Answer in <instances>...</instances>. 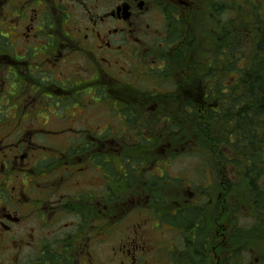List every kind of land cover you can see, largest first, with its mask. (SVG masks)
Here are the masks:
<instances>
[{
    "label": "flooded vegetation",
    "instance_id": "1",
    "mask_svg": "<svg viewBox=\"0 0 264 264\" xmlns=\"http://www.w3.org/2000/svg\"><path fill=\"white\" fill-rule=\"evenodd\" d=\"M206 3L201 60L192 13ZM222 18V0H0V264L191 257L167 209L169 139L209 103Z\"/></svg>",
    "mask_w": 264,
    "mask_h": 264
},
{
    "label": "trees",
    "instance_id": "2",
    "mask_svg": "<svg viewBox=\"0 0 264 264\" xmlns=\"http://www.w3.org/2000/svg\"><path fill=\"white\" fill-rule=\"evenodd\" d=\"M226 4L229 6L224 5L223 9L229 10L228 8L235 7L242 9L237 2L233 5L229 2ZM253 7L254 15L249 16L247 20L240 17L245 11L247 14L249 7L243 8L244 11L236 17L231 16V23L222 18L219 31L225 34L227 49L225 55L229 54V58L232 59H228L226 64L224 61L221 64L219 61H214L208 72L213 79V86L203 89L209 94V103L205 104L204 110L201 107L200 117L195 120L198 122L197 126L201 123L209 126V135L216 137L219 142L217 147L220 150L221 162L224 161L232 166L236 177L241 180L239 190L245 192L241 200L234 194L232 209L234 220L238 221L235 227L242 217L248 218L251 222L249 233L246 234V229L238 231V236H245L249 243L245 248L244 246L234 248L231 256L227 258L228 262L230 261L228 264H240L246 253H250V250L256 252L257 241L261 244L260 249L262 246L264 261V15L257 18L261 13L259 5L254 2ZM237 17L240 24L236 22ZM252 24H254L253 28L250 27ZM254 28L258 33L257 37L260 36L256 42L257 46L249 51V54L244 52L238 55L237 52L243 44L242 37L245 38L249 33L248 30ZM217 56L222 57L219 53ZM241 61L246 64L242 66ZM216 68L221 72L219 75L213 72ZM220 175L227 179L226 190L234 191V186L230 183L233 182L232 178L230 181L226 172L221 171ZM244 205L247 206L245 210ZM189 210H192L194 215L191 222H188ZM199 212L196 208H186L185 215L178 212L174 218L176 224L186 227V232L182 235L186 243V248L183 249L184 255L192 254L186 264H202L200 263L202 259L200 261L199 258L204 255L203 251L214 243L213 232L206 230L203 219H200L201 213L199 218ZM182 221L186 223L182 224ZM252 261L253 264H257L256 257ZM242 262L245 264L244 261Z\"/></svg>",
    "mask_w": 264,
    "mask_h": 264
},
{
    "label": "rangeland",
    "instance_id": "3",
    "mask_svg": "<svg viewBox=\"0 0 264 264\" xmlns=\"http://www.w3.org/2000/svg\"><path fill=\"white\" fill-rule=\"evenodd\" d=\"M229 2L230 4L239 5V7H235L234 9L228 8L223 9L224 5L229 6L226 4ZM257 4L260 8V15L257 18L262 17L264 15V0H222V9H223V18L231 23V16L236 17V15L240 12H243V8H247L246 11L241 13L240 18H245L247 20L249 16H253L254 7L252 6ZM252 8V9H251ZM192 15H195L193 19V26H194V34L196 40H194L193 52L196 58L203 60L205 56H202L204 53L205 48L210 47L214 48V36L216 33L214 32L215 24L205 20V12L204 10L208 11L211 10V6L207 7V3L205 6L196 5L193 9ZM238 10V11H237ZM250 12L252 13L250 15ZM235 21L233 20V23ZM236 22L240 24L238 17ZM252 24L250 27L253 28ZM255 27V26H254ZM248 35L242 37V47L238 50L237 54L241 55V53H248L255 46H257V40L260 38L257 37V31L253 29L248 30ZM214 35V36H213ZM222 61L227 63L229 58V54H223ZM246 64L241 61V65ZM228 66V64H227ZM169 67V66H168ZM226 69V65H225ZM225 71V70H224ZM200 72V71H199ZM217 75L221 72L219 68H216L215 71ZM225 73V72H224ZM167 78V77H166ZM228 81V79H227ZM226 81V82H227ZM176 109L179 106L175 107ZM183 126L185 127V135L183 137H171L169 139L170 142V151L171 153V162L170 166L168 167L169 172L167 173L169 177L175 179L173 185V191L171 194L173 195L172 199H175L173 204H168L167 209H176L178 207L181 208H196L202 214L200 219H203L206 230L212 231L213 233V244L210 247L205 249L204 255H208L207 261H204L200 258V263L202 264H228V257L231 256L234 248H240L241 246H247L246 244L249 243L245 236H238V231L240 229L245 230L246 234L249 233L251 222H249L248 218H241L240 223L235 227L234 225L238 222L235 221L234 214H233V206L234 204V194L238 195L239 199L243 198L245 192L239 190L240 182L236 175L235 171H233L232 166L227 164L226 162L220 160V150L217 146H219V142L216 137L209 135L208 131H210L209 126L205 123L203 125L197 126V121L193 120L192 117H185ZM163 140L156 141L158 145L161 144ZM168 141V140H167ZM163 144V143H162ZM161 146V145H160ZM176 151V152H174ZM161 154L156 151L155 157L157 158ZM221 163V164H220ZM225 164V166L223 165ZM227 164V166H226ZM221 171L226 172L227 177L229 180L232 178L233 182L230 183L234 186V191H227V179L221 177ZM188 177L189 180L185 179L183 186L179 181H181L182 177ZM160 180V179H159ZM179 182V183H178ZM189 182V183H188ZM183 183V184H184ZM162 190L161 198L164 200L165 197L163 195H167V190H164L162 187L159 190ZM172 203V202H171ZM218 206L219 208H217ZM247 206L244 205V210ZM203 209V210H202ZM219 211V212H218ZM181 212V211H180ZM181 213L184 215L186 211L183 210ZM250 216V215H246ZM189 221L193 220L194 215L192 214V210L188 211ZM187 221V220H186ZM186 221H182V224H185ZM224 234V235H223ZM158 237V236H157ZM169 238V235L162 236V239ZM184 237L179 235L175 241L177 244L176 246L184 251L183 249L186 248V243ZM160 240V238L158 237ZM254 239V238H253ZM220 244V246L218 245ZM218 246V247H217ZM254 246H256L254 244ZM217 247V248H216ZM178 248V250H179ZM250 253H246L244 257H242V261L245 264H253L252 260H254L256 256V252L249 251ZM191 254V253H190ZM192 255V254H191ZM203 255V256H204ZM188 256V255H187ZM193 257V256H192ZM196 260V258H195ZM176 264H180V260H175ZM189 259L181 260V264L188 263ZM239 262L242 264L243 262Z\"/></svg>",
    "mask_w": 264,
    "mask_h": 264
}]
</instances>
